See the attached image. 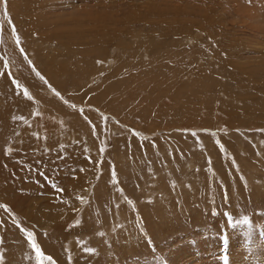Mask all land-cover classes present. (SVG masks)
Masks as SVG:
<instances>
[{
  "label": "rangeland",
  "instance_id": "rangeland-1",
  "mask_svg": "<svg viewBox=\"0 0 264 264\" xmlns=\"http://www.w3.org/2000/svg\"><path fill=\"white\" fill-rule=\"evenodd\" d=\"M0 206V264H264V0H0Z\"/></svg>",
  "mask_w": 264,
  "mask_h": 264
},
{
  "label": "snow or ice",
  "instance_id": "snow-or-ice-1",
  "mask_svg": "<svg viewBox=\"0 0 264 264\" xmlns=\"http://www.w3.org/2000/svg\"><path fill=\"white\" fill-rule=\"evenodd\" d=\"M4 15H5V17H7V12H5ZM21 51H23V49H21ZM37 75H39V73H37ZM28 98L31 99V97H28ZM0 207H3V206H0ZM31 235H32V233L29 232L28 233L29 238H31ZM32 247L35 248V250H36V256H37L38 260L42 261L43 259H45V257L42 256L39 248H37L34 243H33ZM87 251L88 252H92L93 250L92 249H88ZM47 259L51 260V257H47Z\"/></svg>",
  "mask_w": 264,
  "mask_h": 264
},
{
  "label": "bare ground",
  "instance_id": "bare-ground-1",
  "mask_svg": "<svg viewBox=\"0 0 264 264\" xmlns=\"http://www.w3.org/2000/svg\"><path fill=\"white\" fill-rule=\"evenodd\" d=\"M5 18H7V17H4V19ZM11 24V23H10ZM6 25V24H5ZM9 25V24H8ZM3 35H4V33H3ZM6 35V34H5ZM7 40H8V38H7ZM6 40V41H7ZM13 45H14V43H13ZM5 48V47H4ZM6 49V48H5ZM3 52V51H2ZM7 54H9V55H12V53H11V51H9V52H6ZM24 60H25V62L27 63V66L29 65V60L28 59H26L25 57H24ZM19 61V60H18ZM23 67V66H22ZM29 69V68H28ZM24 70H25V68H24ZM31 72H34L33 71V69H29ZM35 74V73H34ZM21 77V76H20ZM40 78V77H39ZM22 80H24V79H20V82L23 84V85H25V87H26V89L28 90L29 88H30V86H29V88H27V86H26V82H24V81H22ZM32 87V86H31ZM32 89V88H31ZM39 103V102H38ZM35 104V103H34ZM20 107V106H19ZM32 107V106H31ZM45 115H47V114H45ZM28 116V115H27ZM30 116V115H29ZM46 117H48V116H46ZM45 130V129H44ZM35 134V133H34ZM43 137V136H42Z\"/></svg>",
  "mask_w": 264,
  "mask_h": 264
}]
</instances>
